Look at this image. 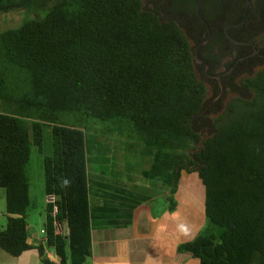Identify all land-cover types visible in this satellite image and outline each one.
Returning <instances> with one entry per match:
<instances>
[{
  "label": "trees",
  "instance_id": "16d2710c",
  "mask_svg": "<svg viewBox=\"0 0 264 264\" xmlns=\"http://www.w3.org/2000/svg\"><path fill=\"white\" fill-rule=\"evenodd\" d=\"M208 1L202 12L211 38L200 55L208 49L218 65L235 67L215 104L196 72L195 48L208 36L199 0H0V14L25 15L0 32L3 251L16 258L37 249L44 264H87L96 220L132 224L157 190L105 185L104 203L92 204L90 164L109 163L113 148L101 139L117 136L152 159L143 176L168 189L171 213L184 172L199 175L209 227L179 244V253L200 264H264V2L259 9L252 0L249 16L247 0H214L210 16ZM34 146L44 156L46 195L58 197L56 212L46 206L45 245L29 241Z\"/></svg>",
  "mask_w": 264,
  "mask_h": 264
},
{
  "label": "crops",
  "instance_id": "0c3cea01",
  "mask_svg": "<svg viewBox=\"0 0 264 264\" xmlns=\"http://www.w3.org/2000/svg\"><path fill=\"white\" fill-rule=\"evenodd\" d=\"M101 174L104 175V172L99 171L98 176L102 177ZM93 183L98 188H93L96 196L92 195L94 208L104 203L99 196L104 195L102 189L105 185L111 188H124L99 177L94 179ZM156 202L157 196L140 205L134 211L133 222L128 227L104 226L102 224L105 222L96 220L92 229L93 256L87 264H200L190 254L179 253L177 248L179 244L192 240L199 233L196 232L198 223L194 216L199 217L201 224L202 216L198 213L196 215L186 213V217L179 218L177 210L171 213L167 208L157 212ZM202 210L205 214L204 205ZM181 224L186 226V232L179 230ZM29 230L31 244L45 245L46 236L42 233L44 228L41 234L32 227H29ZM47 253L52 256L54 251L48 249ZM0 262H3L0 264H41V258L37 249L29 250L15 258L0 248Z\"/></svg>",
  "mask_w": 264,
  "mask_h": 264
},
{
  "label": "rangeland",
  "instance_id": "374dc122",
  "mask_svg": "<svg viewBox=\"0 0 264 264\" xmlns=\"http://www.w3.org/2000/svg\"><path fill=\"white\" fill-rule=\"evenodd\" d=\"M24 16V12L0 14V32L18 27L23 21ZM231 96V94H228L225 97L224 104L231 98ZM209 97L211 98V94ZM49 132L50 131L47 129L44 139V147L48 154L51 152V136ZM101 140L107 141V143L112 146L113 151L110 153L109 158L111 160L108 164H90L89 171L93 188L96 187L93 183L94 179H98V177L115 186L118 185L127 189L151 187L158 191L157 202L155 204L157 212L163 211L164 208L168 209V189L162 187L160 180H149L143 176V171L150 168L152 159L130 151L129 148L126 147V145L128 146L133 143L130 139L111 136L110 140L107 138H102ZM43 161L44 156L40 153L39 148L34 146L30 164L28 166L31 197L30 206L27 211V223L29 227L36 229L39 234H41V230L45 226L47 206ZM99 171L104 172V175L101 174L102 177L98 176ZM93 201L96 202V199L93 198ZM177 201V214L179 215V218L182 216L184 218L186 213L188 215H196L198 213L202 216V224L200 223L199 217L197 218L194 216L195 221L198 223L196 232L207 230L209 225L207 224L205 214L202 210L205 202V187L197 173L188 174L184 172L177 193ZM6 225V195L5 190L0 189V226L5 227ZM210 228L212 227L210 226ZM41 264L44 263L41 261Z\"/></svg>",
  "mask_w": 264,
  "mask_h": 264
},
{
  "label": "flooded vegetation",
  "instance_id": "af4514ba",
  "mask_svg": "<svg viewBox=\"0 0 264 264\" xmlns=\"http://www.w3.org/2000/svg\"><path fill=\"white\" fill-rule=\"evenodd\" d=\"M263 2H264V0H257V6L259 5V9H261V5L263 4ZM213 4H214V0L208 1L207 6H206V10H205V13L207 15L211 16L214 13L215 9L213 7L214 6ZM228 10L229 11L227 12V16H225L226 21H228V19L234 14V9L232 11L230 9H228ZM163 14H164V12H163ZM258 25H259V19L257 18V26ZM230 27H233V26L230 24L226 25V29H225L226 33H228V28H230ZM203 36L205 38L203 41H205L208 38V36H207V34H204ZM208 43L203 44L201 46L199 45V46L201 48V47L207 45ZM200 48H199V50H200ZM258 53H259V47L257 45V55H258ZM201 54L202 55H200V52H199L201 63L196 62V72H197L198 77L205 82V84L208 88V93H207L208 99L213 98L214 99L213 103L215 104L218 101H220L221 98L225 94V89H224L225 86L223 84V78H224L226 83L230 82V80L233 77V73H234L233 71L235 70V67H232L231 70L227 71L226 70L227 60L224 61L222 64L218 65L217 61L215 60V56L208 49H204L203 53H201ZM254 55H255V53H254ZM228 57H229V59H234L237 57V53L234 52V54L232 56H228ZM215 65H218L217 69H214ZM214 81L218 82L219 87H220L219 91L216 89V87L214 85H212V82H214ZM210 94H211V98L209 97Z\"/></svg>",
  "mask_w": 264,
  "mask_h": 264
},
{
  "label": "water",
  "instance_id": "95a60500",
  "mask_svg": "<svg viewBox=\"0 0 264 264\" xmlns=\"http://www.w3.org/2000/svg\"><path fill=\"white\" fill-rule=\"evenodd\" d=\"M204 2H205V0H199L198 7H197V13H198V16H199L200 20H201V21L206 25V27H207V30H208V38H207L205 41H203V42L200 44V46L203 45V44L208 43L209 40H210V37H211V26H210L209 22L207 21V19L204 17L203 12H202ZM247 2H248L249 5H250V13H249V16H251L252 13H253V10H254V4H253V1H252V0H247ZM242 23H244V21H242V22H240V23H238V24L232 25V26H233V27H237V26L241 25ZM233 41H234L235 43H237V44H241V45L246 44V43H242V42H237V41H235V40H233ZM200 46H198V47L195 48V61H196L197 63H201V59H200V56H199V48H200Z\"/></svg>",
  "mask_w": 264,
  "mask_h": 264
},
{
  "label": "built area",
  "instance_id": "2783aa9c",
  "mask_svg": "<svg viewBox=\"0 0 264 264\" xmlns=\"http://www.w3.org/2000/svg\"><path fill=\"white\" fill-rule=\"evenodd\" d=\"M57 199H58V197L56 195H47V197H46V204L47 205H49V204L55 205ZM54 209H55V212H56L57 209H58V207L55 205ZM42 233L45 235L46 234L45 230H43ZM50 257H55V254L53 253V255L50 256Z\"/></svg>",
  "mask_w": 264,
  "mask_h": 264
},
{
  "label": "clouds",
  "instance_id": "9594fccd",
  "mask_svg": "<svg viewBox=\"0 0 264 264\" xmlns=\"http://www.w3.org/2000/svg\"><path fill=\"white\" fill-rule=\"evenodd\" d=\"M179 230H180L181 232H186V231H187V228H186L185 225L181 224V225H179Z\"/></svg>",
  "mask_w": 264,
  "mask_h": 264
}]
</instances>
